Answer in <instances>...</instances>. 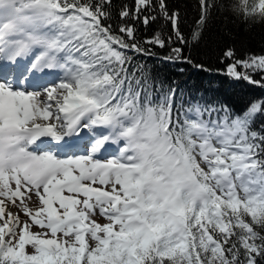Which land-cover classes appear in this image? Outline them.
Here are the masks:
<instances>
[{"label":"snow or ice","instance_id":"1","mask_svg":"<svg viewBox=\"0 0 264 264\" xmlns=\"http://www.w3.org/2000/svg\"><path fill=\"white\" fill-rule=\"evenodd\" d=\"M238 3L199 0L191 41L214 8L264 24V0ZM118 15L112 0H0V264H264V98L178 102L132 54L170 44L137 39L158 17L187 44L179 11ZM163 59L206 70L183 47ZM221 63L264 87V53Z\"/></svg>","mask_w":264,"mask_h":264},{"label":"trees","instance_id":"2","mask_svg":"<svg viewBox=\"0 0 264 264\" xmlns=\"http://www.w3.org/2000/svg\"><path fill=\"white\" fill-rule=\"evenodd\" d=\"M237 9L242 6L238 0H217ZM252 0H249L251 4ZM127 4L132 7L134 0H112L113 19L110 21L114 28L122 23L118 15L119 9ZM170 10H178L180 14L179 28L187 44L181 45L176 39L171 23L158 17L155 23L145 27L137 22V39L143 43L159 31L164 36H171L170 44L161 49L156 45H143L154 55H137L135 62L147 65L156 84L178 87L182 95L178 102L187 101L193 97H203L204 100L227 105L239 112L252 101L264 98V87L243 80L237 81L221 74L224 64L221 57L228 47L236 49V58L243 59L248 54L260 55L264 53V24L248 20L247 23L239 15L229 10H212V16L205 26L203 38L198 43L191 41V35L197 28L200 17L199 0H167ZM183 47L186 55L194 58L193 63H201L206 70L201 71L186 63H170L163 57L168 55L170 48ZM228 61H225L227 63ZM255 79L259 80L260 75Z\"/></svg>","mask_w":264,"mask_h":264},{"label":"rangeland","instance_id":"3","mask_svg":"<svg viewBox=\"0 0 264 264\" xmlns=\"http://www.w3.org/2000/svg\"><path fill=\"white\" fill-rule=\"evenodd\" d=\"M33 199L35 200V197ZM25 218H27V217H25ZM97 218H99V217H97ZM36 230H38V229H36ZM28 251H31L30 247L28 248Z\"/></svg>","mask_w":264,"mask_h":264}]
</instances>
